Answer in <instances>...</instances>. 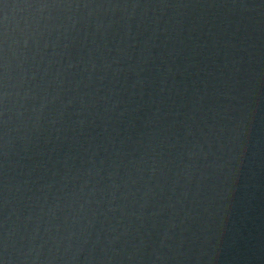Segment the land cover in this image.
<instances>
[{"label":"water","instance_id":"1","mask_svg":"<svg viewBox=\"0 0 264 264\" xmlns=\"http://www.w3.org/2000/svg\"><path fill=\"white\" fill-rule=\"evenodd\" d=\"M0 264H264V0H0Z\"/></svg>","mask_w":264,"mask_h":264}]
</instances>
